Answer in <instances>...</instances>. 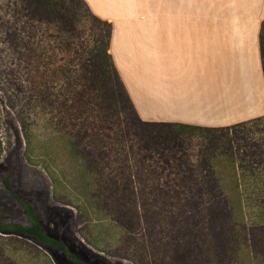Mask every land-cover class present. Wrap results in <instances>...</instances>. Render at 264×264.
I'll list each match as a JSON object with an SVG mask.
<instances>
[{
	"label": "rangeland",
	"instance_id": "obj_1",
	"mask_svg": "<svg viewBox=\"0 0 264 264\" xmlns=\"http://www.w3.org/2000/svg\"><path fill=\"white\" fill-rule=\"evenodd\" d=\"M56 1L58 23L32 19L35 29L40 31L34 37L33 49L24 57L33 69V87L28 95L40 99L46 106L42 120L58 128V133L67 131L83 136V142L102 170L98 176L107 195L102 200L101 197L94 200L93 209L87 211L91 217L88 219L87 213L76 208L79 200L70 187L65 184L55 189L45 166L37 159L27 158L18 108L5 102L17 97L18 87L10 80L12 91L0 92L1 218L23 225L30 223L22 205L10 196L3 184L9 169L16 165L13 185L40 211L44 230L59 238L88 264H236L229 262L241 257L245 264H264V245L254 250H239L238 254L225 253V248L207 247L206 241L199 247L197 243L204 237L183 233L178 229V217H170L169 213L167 216L170 202L176 205L185 202L174 197V193L200 187L195 177L210 170L204 167L205 162L217 164L215 156L225 150V135L194 131L191 135L181 134L175 138L162 136L155 143L152 135H143L136 125L127 124L122 114L112 112L107 102H101L96 96L89 99L88 114L83 116L86 86L94 75L86 70V61L93 46L104 35L105 25L94 17L83 0ZM0 3L2 14L6 15L4 19L19 17L15 13L14 0H0ZM14 13L15 16H9ZM70 69L74 70L73 75ZM47 92L51 94L46 95ZM55 93L59 99L52 103ZM259 128L264 130V124ZM120 131L129 134L127 147L130 145L133 151H139L145 164H149L131 159L130 173L137 204L123 205L118 200L125 179L121 173L123 155L118 154L117 134ZM262 133L264 131L256 129L255 135ZM243 142L240 140L241 144ZM58 144L62 152H68L66 139L59 140ZM188 175H193L191 181L185 179ZM112 181H117L121 187ZM120 209L129 213L139 211L140 221L133 220L132 226L137 228L131 233H122L117 218ZM149 227L153 228L152 235ZM136 229L144 235L137 234ZM0 243L3 247L1 264H72L63 253L43 248L26 237H4Z\"/></svg>",
	"mask_w": 264,
	"mask_h": 264
},
{
	"label": "trees",
	"instance_id": "obj_2",
	"mask_svg": "<svg viewBox=\"0 0 264 264\" xmlns=\"http://www.w3.org/2000/svg\"><path fill=\"white\" fill-rule=\"evenodd\" d=\"M13 4L15 13L19 16L16 20L4 19L6 15L2 14L3 5L0 3V92L8 94L12 91L9 82L14 80L13 83L18 87L17 97L9 98L5 102L10 107L18 108L17 114L26 142L27 158L37 159L45 166L55 189L67 184L79 200L76 208L87 213L89 219L91 217L87 211L93 209L94 200L100 197L102 200L107 195V191L104 193L105 188L101 186L103 181L98 176L102 170L83 142V136L71 135L67 131L65 134L58 133V128H52L48 120H42V117H45L46 106L41 104L40 99L28 95V91L33 87V69L26 63L24 57L28 50L33 49L32 45L36 43L34 37L37 31H40L35 29L32 19L58 23L57 1L14 0ZM15 13L9 16L13 17ZM94 17L98 18L95 15ZM98 20L105 25V29L100 41L93 46L92 54L87 57L86 70L94 75L90 79L91 83H87L86 86L87 99L83 104L85 106L83 116L84 113L88 114L90 100L96 96L100 97L101 102H107L112 112L122 114L127 124L136 125L143 135H152L155 143L159 142L162 136L175 138L181 134L191 135L194 131L221 132L225 135L226 142L225 150L215 156L217 164L205 162L204 167H209L210 170L201 175L198 173L195 177L200 187L174 193V197L185 202H179L177 205L170 202L167 216L178 217L179 221L176 220L178 229L183 233L204 237L197 243L199 247L206 241L207 247L225 248V253L238 254L239 250H254L264 245V133L255 135L256 129L259 132L264 131L259 128L260 124H264V115L216 127L142 120L109 52L110 22L100 18ZM38 37L41 38L42 35ZM259 40L264 73V21L261 24ZM20 46H23V50H20ZM70 72L71 75L74 74V70L70 69ZM49 94L51 93H46ZM52 99V103L57 101L58 93H55ZM128 136L129 134L124 131L117 134L118 154L123 155L124 162L121 167V173L125 178L124 186L120 189L122 194L118 199L119 204L124 203L123 205L137 204L135 202L137 192L132 185L130 173L131 159L149 165L145 164V158L139 151H133L130 145L127 147ZM61 139H66L69 143L68 152H62L58 144ZM240 140H244L243 144ZM215 166L217 168H214ZM15 174L16 165H13L3 178V184L10 196L22 205L30 223L23 225L13 220H4L0 216V239L15 235L26 237L43 248L63 253L72 264H88L59 238L44 230L40 211L15 189L13 185ZM185 179L191 181L193 175H188ZM112 182L118 188L121 187L117 181ZM139 217V211L129 213L120 209L117 218L122 233H131L137 228L136 226L133 228L132 223L133 220L139 223ZM148 232L152 235L153 228L149 227ZM136 233L144 235L141 231ZM2 253L3 247L0 243V255ZM229 263L245 264V260L241 257L235 261L230 260Z\"/></svg>",
	"mask_w": 264,
	"mask_h": 264
},
{
	"label": "crops",
	"instance_id": "obj_3",
	"mask_svg": "<svg viewBox=\"0 0 264 264\" xmlns=\"http://www.w3.org/2000/svg\"><path fill=\"white\" fill-rule=\"evenodd\" d=\"M144 121L225 126L264 115V0H84Z\"/></svg>",
	"mask_w": 264,
	"mask_h": 264
}]
</instances>
